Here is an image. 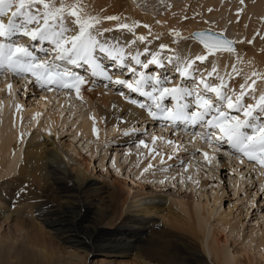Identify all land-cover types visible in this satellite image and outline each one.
<instances>
[{
	"label": "bare ground",
	"instance_id": "obj_1",
	"mask_svg": "<svg viewBox=\"0 0 264 264\" xmlns=\"http://www.w3.org/2000/svg\"><path fill=\"white\" fill-rule=\"evenodd\" d=\"M139 1L142 2L143 6H139L135 0H81V2L86 4L93 13L103 10L104 14H118L122 20L129 24H131L133 21H136L137 27L134 29V31L137 35H148L147 29L140 26L144 23H147L151 27L153 34L160 35V39L153 40L152 44L148 45V47L153 51H156L159 48V44L164 43L167 48L161 54L165 57H175L176 55H179L182 58H194L197 54H204L205 47L202 46L203 44L201 45L192 39L191 37L193 36L191 33L194 31H202L206 28L219 29L223 32L225 37L234 42L235 52L229 54L226 50H210L212 55H209L207 60L204 62L207 64V69L204 68V72L206 73L207 71H211L213 69V64L215 63L216 71H219L222 75L225 73H231L233 65L236 66V70L238 72L247 73L249 76H251L252 71L264 74V0H244L243 4H241L240 0ZM163 3L164 5H162ZM159 7L165 8V12L160 16H157ZM238 9L241 10L239 19H237ZM185 17H187V19H184ZM157 20L160 21V24L156 23ZM205 21L208 23H205ZM103 27L112 28L114 25L112 22L104 21ZM172 29H175V32L179 33V35L176 36L172 32ZM106 35L111 39L112 43L119 42V44L123 45L127 50V42L133 40L132 33H129L126 30L114 31ZM189 35H191V37ZM149 39H152V37L149 36ZM248 40H252V43H247ZM45 47H47V44H45ZM136 50H139L141 53H143L144 44L137 42L133 47V51ZM236 53L240 54L239 59H237ZM96 55L99 63L106 72L112 74L114 78L120 74L118 71L119 69L114 66V63L108 62V58L98 52ZM142 56L144 55H141V57ZM146 59L147 57H145V60ZM198 63L196 62L195 66L200 68L199 65L201 64ZM75 68L76 67H68V69L71 71H73ZM112 70L116 71L112 73ZM75 71L83 74L84 77L90 82H94L91 84V91L88 90V86L86 85L82 86L81 92L79 93L81 100H84L92 105V115L94 116V119L86 116L83 117L79 126L77 127L78 132L80 134L82 133L84 137L85 135H90L93 130L92 127H97L98 125L101 130H106V132L110 134L115 131L114 129L123 130L125 127L131 128L137 125V122L139 121L150 122L146 120L145 114L142 112V110L133 105H129L126 101L121 99L119 92H117L116 89H113L117 88L116 85L110 84L109 89L105 90L104 78L102 76L91 77L89 74V69L86 68L82 69V71ZM157 72L158 69L155 66L150 73ZM125 73H127L126 70H124V74ZM172 73L175 74L174 72ZM175 75L176 77L173 82H176L180 79L178 74ZM213 75H215V72ZM6 77L10 78L8 79L10 82L13 80L11 79L13 76L6 75ZM123 77L127 76L124 75ZM19 78H24V76ZM131 79L132 77L129 78V80ZM225 79H228L226 75ZM4 80H6L4 77L0 78V124L3 119V129H1L0 126V190L2 189L3 191H6V193L3 194L2 190L0 191V210H4V206H6V208L7 206L8 208H11L6 213L5 211L2 212L3 218L5 220H8L11 217V213H15L16 209L18 208L16 207V204H22L24 207H28L30 209V213H35L36 218L38 217L46 225V227L49 228L48 232L52 233L53 235H51L57 238L64 245L71 247L76 246L87 251V249L90 248L85 246L86 241L90 244L96 245L100 249H104L111 245L118 246V244L126 246L130 243L132 247L139 249V254L137 253L138 255H135L136 262L139 264H202L203 260H201V262L198 260L195 253L193 254L191 249L192 246H189L188 243V245L181 246L172 245L168 242L156 244L153 243V241H147L146 238V242L144 243V241L142 242L143 237H141L138 232H135L132 227H129L128 222L120 225L112 224L108 219V205L103 209L102 207L96 206L95 202H93V200L88 197L90 196L89 193L93 192V189L95 188L94 186L97 184L99 185L95 188L96 190L100 191V193H107V203H110L115 196L120 197L123 195V189L117 186L116 179L112 180V189L110 190V184L106 185V178H103L101 174L96 176L89 175L90 173L88 172L87 166L85 164V159L81 163L80 161L77 162L75 160V163L73 162L72 164L69 163L70 165H67L64 163L60 156L61 153L55 146L51 145L50 147H46L44 144L45 141L41 142L40 144H35L30 143V140H28V142L24 143V135L23 137L21 136L19 138L22 112H20L19 108H17V106L10 101V89L7 87L10 82H6ZM229 82L234 88L238 89V86L243 82V79L242 77H236L234 80ZM184 83H187V81H184ZM30 84L32 87H36L37 89L41 90V88L35 86L34 83ZM12 88H14L13 84H11V89ZM118 88H122L121 92H124L125 87ZM256 89L258 97L260 91L264 90V80L257 78ZM44 90L47 93L44 94L40 92V94L46 95L48 98H44L46 101L42 100L43 97H40L41 100L34 98L37 100V105L31 104L30 101H28V103L25 105H28V108L25 109V107L22 106L24 114L29 117V128L33 125H37L38 117L41 116V111L43 110L45 103H47L48 108L51 109L56 107V109H59V112L64 109H71L73 112L72 109H75V107H73L74 101H71H76L75 97H78L75 91L66 93L55 90L48 91V89ZM125 90L126 91L124 93L127 95L128 90L126 88ZM30 91L33 92L34 90ZM132 94L133 95L131 97L133 99H137L145 103L149 102L146 97L141 96L139 93ZM169 102L172 104L171 100ZM49 103H52L54 107L49 106ZM113 105H115V108H113ZM59 123L62 122L60 121V118H58V115H53V113L48 111L46 112L45 121L38 125H42L46 132H51L55 125ZM177 123L178 124H175L171 127L172 130H174L176 133L183 134L185 136L184 139L188 141L189 134L183 131L182 125L179 121H177ZM151 124L152 125H150L151 127L149 129L152 132H159L156 135L152 133V135L157 136L158 139L155 144L152 143L151 139H147L145 142L148 147L154 149V152L150 154L148 148L140 146L138 149H144V154L139 158L131 156V160L129 155H127L128 153L124 152V158H127V156L129 157V159H127V164L130 171H132V169H139L143 163L146 162V159L144 160V157L142 156L151 155L152 159H156L161 154L163 155V151L159 150L160 147H157V145L159 146L158 143H160L162 145L161 147H163L164 143H162L159 138L163 135H166L165 130L168 129L169 126L167 122L161 120H153ZM166 126L168 127L166 128ZM27 132H29V130H26L25 134H27ZM117 136L118 135L114 136V141L119 140V138L117 139ZM33 138L34 136H31V139ZM89 139L91 140V138ZM96 145L89 146V151H91V153L96 151ZM198 146H200L203 150L206 149V144H201L199 140L196 142V147ZM227 148L228 146L225 144L224 149L226 151L228 150ZM208 150L211 152L210 148ZM220 151L223 153L222 147L220 148ZM157 152L159 155H156ZM227 152L229 153V151ZM21 154L22 161L20 165L17 166ZM162 155L161 157H163ZM153 156L155 158H153ZM228 161L230 163L233 162L234 164L239 165V163H237L239 162L238 160L233 161L232 159H228ZM247 163L249 164V162ZM190 164L191 163L189 162V165ZM215 167L216 166L211 164L208 168V172L216 173ZM163 170H165V168H163ZM193 170L197 171V169ZM44 176H48L50 179L49 181L47 178L53 189V196H50L51 199H45L43 198V193L37 194L36 198L32 199L34 200V203H31L29 206V204L25 202H27V198L31 195V185L34 184L36 186H34L35 189L38 188L40 191H42L41 185L43 182H45L43 179ZM255 176L257 177L259 183L264 185V177L262 181L264 170L256 169ZM67 180L73 182L72 187H68L65 184ZM158 182L160 186L161 182L159 179H157V183ZM10 184L19 186L12 188L13 190H17L16 197V191L15 193L14 191L11 192L10 196H8L7 192L11 190L8 187ZM188 184V186L193 188L195 182L190 180ZM91 189L92 191L88 192V190ZM195 191H197V189H195ZM106 193L104 195H106ZM198 193L200 195V191ZM210 194L212 196V203H215V200L218 198L219 194L217 196H215L213 192ZM124 195L127 196L126 194ZM147 195L130 203L127 210L125 211L127 217H130L129 215L133 216V222L135 223H142L141 220L146 219L148 223L158 227H161L162 224L169 225L174 229H178L184 233H187V235H191L190 237H193L197 239L196 241L202 243V240L204 239V222L208 219L206 216L211 213L210 208H208V213L206 212L205 214L204 206L207 199H205V202L202 204L178 201V210L176 213L177 216L169 217L165 213H161L156 214L154 217L151 216L153 211L159 210L161 205L167 204V201H165V198L163 197H157V195ZM131 198L133 199V197ZM125 199H127V197H125ZM8 201L10 203L7 205L6 203ZM11 204H15L16 206L11 207ZM88 204H92L94 208L96 206V209L93 212L95 215L93 219L95 220L92 225H86L84 228H82L79 226L77 218L82 214V208H86L85 206ZM199 205H201V207H199ZM19 208L21 209V206ZM175 211L176 210H174V212ZM23 223L24 222H22V224ZM102 225H104L103 228H107L105 231L110 236H106L107 234L100 230ZM113 228L114 230H112ZM43 234H45V232ZM79 235L84 236L87 240L83 242L84 238H79ZM32 238L33 240L30 239L29 242H34V247L29 249L28 245L26 247L21 246L19 250L17 248L18 246L16 247L14 245L12 246L11 244H8V237L0 238V264H70L69 262L63 261L58 253L56 254V252L52 251V249L46 247V245L40 241L39 237ZM116 241L118 244L115 243ZM204 245L206 246L207 254L211 255V261L214 264H227L224 253L219 249L215 238L212 237L208 241L205 240ZM76 256L79 260L84 259V256L82 255L77 254ZM259 256L261 257L262 255L260 254ZM234 259V264H243V262L237 258ZM252 261L253 259L249 258V261L245 262V264H253Z\"/></svg>",
	"mask_w": 264,
	"mask_h": 264
},
{
	"label": "rangeland",
	"instance_id": "obj_2",
	"mask_svg": "<svg viewBox=\"0 0 264 264\" xmlns=\"http://www.w3.org/2000/svg\"><path fill=\"white\" fill-rule=\"evenodd\" d=\"M135 1L139 6H143L142 2H140L139 0ZM164 3L162 5H164ZM158 12L157 16H160L165 12V8L159 7ZM204 30L223 34V32L219 29L206 28ZM189 36L191 37V35ZM191 38L202 45V43H200V41H198L194 37ZM202 46L205 47L204 45ZM125 55H128V50L126 48ZM141 58L142 60H145L144 56H142ZM108 62L113 63V61L111 60H109ZM204 64L205 63L201 64L203 66L199 65L200 68H198L200 69V71H204L205 69H207V64ZM67 67L74 68L76 67V65H68ZM154 67V65H151L149 69H146L145 71L150 73ZM116 70H112L111 72L113 73ZM118 71L123 76H127L123 78H131V74H124V69H119ZM165 74L172 75L173 73L165 72ZM6 75L8 76L7 73L0 74V78L4 77L6 79L4 81L10 82L8 81V79L10 78L6 77ZM172 76L175 80L176 75L173 74ZM11 79L13 80L10 82V84H13L14 88H10L9 98L14 105L20 106L19 111L22 112V122L20 123L19 138L21 137V133H23L24 143L28 142V140H30V143L35 144H40L41 142L45 141L46 143L44 142V144L46 147H50L51 145L55 146L61 153L60 156L63 159L64 163L67 165H70L69 163H75V160L77 162L80 161L81 163L85 159V164L87 166L88 172L90 173L89 175L96 176L98 174H101L103 178H106V185L110 184V190L112 189V180H117V186L123 189V195H121L120 197L115 196L113 200L111 199L112 201L110 203H107L108 198L106 197V192V195H104L105 193H100V191L95 189L99 184L94 186V193H89L91 197H88L91 198L93 202H95L96 206L102 207L103 209L108 205V219L112 224L120 225L128 222L129 227H132L135 232H138L139 235L143 237L142 242L144 241V243L147 239V241H153V243L156 244H161L162 242H168L172 245L178 246L189 244V246H192L191 249L193 251V254L195 253L198 260H200V262L201 260H203L202 264H214L211 261V255L207 254L206 246L204 245L205 240L208 241L212 237L215 238L219 249L223 251L227 264H234V258H237L238 260L243 262V264H245V262H248L249 258L253 259V264H264V185L259 183L257 177L255 176V170H253L250 165H247L240 159L229 158L224 154L225 144L220 145V148H223V153L220 151L213 157V160L211 162L212 165L216 166V173H209L208 168L211 164L204 161L202 155V152L204 150L209 149L207 145L205 146L206 149L204 150L200 146L196 147L201 149V152L197 153V155L195 156H192L191 153L194 151L192 144H189L188 141L184 139L185 136L183 134L176 133L174 130H172L171 127L166 126V128L168 127V129L165 130L166 135L161 136L163 137L164 141L163 147H161L162 145L160 143H158L159 146L157 145V147H160L159 150L163 151V155L161 154L164 160L163 165H161V155L159 156L160 158L158 157L156 159H152L151 155H147L142 156L144 157V160L146 159L145 161L147 163H143V165L139 169H132V171H130L127 164V159H129L130 157L131 160V156L139 158L144 154V149H138L140 147L137 146L138 141L140 139H150L152 133L155 135L159 133L152 132L149 129L151 127L150 125L153 124H151L153 120L146 119L150 122L139 121L137 122V125L131 128L125 127L123 130L114 129L115 131L110 134H108L106 130H101L98 125L97 127H92V129L95 128V133L92 130L90 135H85L84 137L82 133L80 134L78 132L77 127L85 116L94 119V116L92 115L93 108L91 107L92 105L84 100H81V97H75L76 101L71 100L74 101L73 107H75V109H72L73 112L71 111V109H64L59 112V109H56V107L50 109L48 108L47 103H45L43 110L41 111L42 114L38 117L37 125H33L29 128V117L24 114L22 106L25 107V109L28 108V105L25 106L28 101H30L31 104L37 105V100H41L42 97V100L46 101L45 99L48 98L46 97V95H41L40 92L44 94H46L47 92L45 90L42 91L37 89L36 87H32L30 83H27L28 79L26 78L12 77ZM26 83L27 87L25 88ZM104 83L105 90H108L110 84L107 81L105 82V80ZM187 83H189V81H187ZM116 86L117 88L113 89H116L117 92L120 93L122 91V88L118 87L123 86ZM29 89L34 91L32 92ZM147 89L148 88L146 86V90ZM125 91L126 90L124 88V92ZM127 95L132 96L133 94L128 92ZM34 98L37 100H35ZM169 101L170 100H166L165 104L170 103ZM49 104V106L54 107L52 103ZM48 111L53 113V115L57 114L58 118H60V121L62 122L56 124L51 132H46L43 129L42 125H38L42 124L45 121L46 112ZM0 126L1 129H3V119ZM134 127L138 131H133ZM26 130H29L27 134H25ZM124 131L130 134L124 135ZM115 135H118V141H114ZM31 136H34V138L31 139ZM89 138H91V140ZM169 140L173 141L171 146L166 143ZM90 145H96V151L94 153H91V151H89ZM174 149L176 150L174 151ZM124 152L128 153L127 155H129V157L127 156V158H124ZM169 155L172 156L171 159H169ZM228 159H232L233 161L238 160L239 162L237 163H239V165L234 164L233 162L230 163ZM21 161L22 154L17 166L20 165ZM189 162L191 163L190 165ZM149 164H151L153 167L148 171H145L144 169H147ZM185 166L188 171H185ZM163 168H165V170H163ZM193 169H197V171H194ZM181 175H183L184 177V183L180 182ZM173 177H175V179H173ZM188 177H191V179H188ZM263 177L264 176H262V181ZM47 178L50 181L48 176H44L43 179L45 182H43V184L41 185L42 191H40L38 188L35 189L36 186L34 184L31 185L32 192L28 198L26 197L28 200H26L27 202L25 203H28L30 206L31 203H34V200L32 199L36 198L37 194L41 193H43V198L51 199L50 196H53V189ZM157 179H159V181L163 180L164 183H161V185L159 186V182L157 183ZM190 180L193 182L195 181V185L193 188L188 186ZM65 184L68 187H72L73 182L67 180ZM17 186L11 184L8 186L9 189H11L9 190V192H7L8 196H10L11 192L14 191L15 193L16 191V197L17 190H13L12 188H15ZM195 189H197V191H195ZM90 191H92V189L88 190V192ZM199 191L200 195L198 193ZM211 192H213L215 196L219 194L218 198L215 200V203H212L211 201ZM2 193L5 194L6 191L2 190ZM124 194H126L127 196H125ZM146 195H157V197H163L165 198V201H167V204L161 205L159 210L153 211L151 216L154 217L156 216V214L161 213H165L169 217L177 216L176 213L178 210V201H184L187 203L195 202L202 204L205 202V199H207L204 206L205 214L206 212L208 213V208H210L211 213L206 216L208 219L204 222V239L202 240V243L196 241L197 239L190 237L191 235H187V233H184L183 231H180L178 229H174L169 225L162 224L161 227H158L155 225H151L146 221V219L141 220L142 223H135L133 222V216L129 215L130 217H127L125 211L127 210L130 203ZM100 196L102 197V199ZM130 196L133 197V199ZM125 197H127V199H125ZM9 203L10 202L8 201L6 204L8 205ZM16 205L11 204V207L16 206L18 208L16 209L15 213H11V217L8 220H5L3 218L2 212L5 211L6 213L11 208H8V206L6 208V206H4V210H0V238L8 237V244H11L12 246L14 245L16 247L18 246V250L21 246L26 247L27 245L29 246V249H31L35 246V243L29 242L30 239L33 240L32 237H39L40 241H42V243L45 244L46 247L52 249V251L56 252V254L58 253L63 261L69 262L70 264H139L136 262L135 258V255L139 254V249H137L136 247H132L130 243L126 246H123L118 244V242L116 241L115 243H117L118 246L111 245L104 249H100L96 245L88 243L86 241L87 239L84 236L79 235V238H84L83 242L86 241L85 246L89 247L90 249H87V251H85L84 249L78 248L76 246L71 247L68 245H64L57 238L53 237L52 233L48 232L49 228L46 227V225L38 217L36 218L35 213H30V209L28 207H24L22 204ZM20 206L21 209L19 208ZM96 206L94 208L92 204H88L87 206H85L86 208H82V214L77 218L79 226L84 228V226L86 225L93 224L95 220L93 219L95 217L93 212L95 211ZM199 207H201V205H199ZM26 208L28 209V212ZM174 210L176 211L174 212ZM22 222L24 223L22 224ZM103 227L104 225H102L100 230L107 234V232L105 231L107 228ZM112 230H114V228ZM44 232L45 234H43ZM106 236L110 235L107 234ZM77 254L84 256V259L79 260L76 256ZM260 254L262 255L261 257L259 256Z\"/></svg>",
	"mask_w": 264,
	"mask_h": 264
},
{
	"label": "snow or ice",
	"instance_id": "obj_3",
	"mask_svg": "<svg viewBox=\"0 0 264 264\" xmlns=\"http://www.w3.org/2000/svg\"><path fill=\"white\" fill-rule=\"evenodd\" d=\"M240 2L243 4L244 0ZM240 11L237 10V19ZM104 21L112 22L114 27L104 28ZM156 23L160 24V21ZM140 26L147 29L148 35L135 33L136 21L129 24L118 14H104L103 10L93 13L81 0H0V74L8 73L16 77L30 74L34 81L29 79L27 83H34L41 90H51L53 86L74 89L79 98L82 86L87 85L91 91L94 82L73 73L67 66L87 65L91 77L102 76L109 84L123 86L128 92L146 97L147 103L124 92L119 93L129 105L142 110L146 119L165 121L169 127L179 121L183 131L189 134L188 143L194 148L192 156L201 152L196 148L198 140L211 149V154L208 150L202 152L204 161L208 163L220 152V145L227 144L238 157L258 162L264 168V90L257 97L256 89L257 78L264 80V74L252 71L249 76L238 72L233 65L231 73L222 75L216 71L215 63L213 69L206 73L195 66L196 62L203 64L212 55L211 49L234 53V42L227 37L212 43L202 40L205 52L194 58L179 55L165 57L161 54L167 48L164 43H160L156 51L148 47L153 40H159L160 35L153 34L147 23ZM125 30L133 35V40L127 42V56L124 46L119 42L112 43L106 35ZM172 32L179 35L175 29ZM137 42L144 44L143 53L133 51ZM247 43L251 44L252 40ZM97 52L113 61L117 69L126 70L132 79H125L122 74L114 78L106 72L97 59ZM141 55L147 59L142 60ZM236 57L239 59L240 54L236 53ZM151 65L156 66L157 73L145 71ZM165 72H174L180 79L173 82L174 77ZM236 77L243 79L238 89L229 82ZM7 87L10 89L11 84ZM166 100H171L172 104H165ZM197 127L199 131H195ZM133 131L138 130L134 127ZM150 139L155 144L158 138L152 135ZM159 139L164 143L163 137ZM166 143L171 146L173 141ZM137 146L148 148L150 154L154 152L144 139H140ZM163 163L161 157V165ZM152 167L149 164L145 171ZM160 182L164 183L163 180ZM180 182H185L183 175Z\"/></svg>",
	"mask_w": 264,
	"mask_h": 264
},
{
	"label": "water",
	"instance_id": "obj_4",
	"mask_svg": "<svg viewBox=\"0 0 264 264\" xmlns=\"http://www.w3.org/2000/svg\"><path fill=\"white\" fill-rule=\"evenodd\" d=\"M191 35L200 42L202 40H207L209 43L222 40L225 37L223 34L215 33L209 30L194 31ZM234 48H235V44H234ZM214 50H220V49H214Z\"/></svg>",
	"mask_w": 264,
	"mask_h": 264
}]
</instances>
